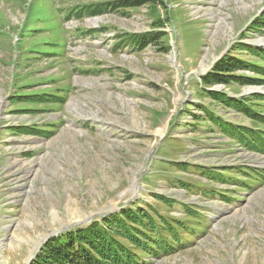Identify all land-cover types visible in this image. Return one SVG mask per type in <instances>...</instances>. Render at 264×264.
Instances as JSON below:
<instances>
[{
    "label": "rangeland",
    "instance_id": "1",
    "mask_svg": "<svg viewBox=\"0 0 264 264\" xmlns=\"http://www.w3.org/2000/svg\"><path fill=\"white\" fill-rule=\"evenodd\" d=\"M108 1L0 0V264H28L52 234L138 202L187 220L185 245L148 264H264V154L224 134L204 109L263 136L264 123L200 89V75L229 49L264 66L234 50L264 47V27L251 28L264 0L84 12ZM152 29L166 34L142 49L128 45L127 34ZM212 88L259 94L264 114V83ZM46 92L52 100L24 97ZM178 202L194 205L196 217Z\"/></svg>",
    "mask_w": 264,
    "mask_h": 264
},
{
    "label": "trees",
    "instance_id": "2",
    "mask_svg": "<svg viewBox=\"0 0 264 264\" xmlns=\"http://www.w3.org/2000/svg\"><path fill=\"white\" fill-rule=\"evenodd\" d=\"M147 1L155 0H113L106 3H94L90 6L86 5L84 12L90 11L96 14L115 8L140 6ZM153 25L163 26L164 21L157 18ZM260 26L264 27V14L258 15L251 22V28L257 29ZM164 34H166L165 31L155 29L143 33H129L127 43L133 49H142L156 43ZM235 46L234 50H247L264 60V47H253L242 42H237ZM232 49L227 50L208 71L200 75L201 92L222 106L251 119L253 123H264V114L254 101L260 97L259 94L237 97L230 96L226 91L212 88L218 84L264 83V79L239 72V70L248 69L253 74L264 75V66L234 55ZM24 97L33 104L47 102L53 98L49 92ZM11 98L18 100L22 97L12 94ZM204 111L208 120L219 126L224 134L264 154L262 131L225 121L209 109L205 108ZM29 129L33 133H47ZM177 164L178 167L187 168L183 163ZM173 182L186 190H192L191 183H185L178 178H174ZM153 196L169 207L175 203L174 200L161 194H153ZM179 204L187 217H196L194 205ZM186 230L187 220L185 219L165 215L147 203L144 205H140L139 202L130 203L116 212L94 218L84 225H78L51 236L41 245L28 264H148L147 258L161 257L182 248L185 245L183 232Z\"/></svg>",
    "mask_w": 264,
    "mask_h": 264
},
{
    "label": "water",
    "instance_id": "3",
    "mask_svg": "<svg viewBox=\"0 0 264 264\" xmlns=\"http://www.w3.org/2000/svg\"><path fill=\"white\" fill-rule=\"evenodd\" d=\"M52 235H53V234H52ZM52 235H51V236H52Z\"/></svg>",
    "mask_w": 264,
    "mask_h": 264
}]
</instances>
